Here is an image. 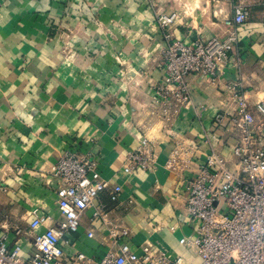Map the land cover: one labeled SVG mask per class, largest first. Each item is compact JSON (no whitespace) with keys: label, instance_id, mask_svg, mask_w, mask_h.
Listing matches in <instances>:
<instances>
[{"label":"crops","instance_id":"0c3cea01","mask_svg":"<svg viewBox=\"0 0 264 264\" xmlns=\"http://www.w3.org/2000/svg\"><path fill=\"white\" fill-rule=\"evenodd\" d=\"M173 1L180 0H162L158 14L183 11L165 5ZM248 1L260 2L248 4L253 16L239 26L240 71L236 56L215 83L192 76V104L166 122L151 118L149 109L152 85L164 76L165 45L149 0H0V222L27 228L34 209L58 219L49 173L67 150L91 153L103 179L123 189L116 205L108 193L100 198L115 208L114 222L132 229L131 246L160 243L192 263L179 244L193 233L184 219L183 177L196 172L198 158L211 149L231 159L240 138L239 131L220 135L214 126L226 97L223 84L238 80L253 102L264 101V0ZM210 10L177 24L175 37L192 44L222 36L231 6ZM79 23L82 31L71 36ZM66 46L76 51L77 63H71L74 55L68 60ZM144 136L158 149L155 168L127 175V155ZM176 150L180 163L173 162ZM175 224L181 231H170ZM89 228L86 216L77 249L103 256L106 250L87 238ZM24 249L29 252V244Z\"/></svg>","mask_w":264,"mask_h":264},{"label":"built area","instance_id":"2783aa9c","mask_svg":"<svg viewBox=\"0 0 264 264\" xmlns=\"http://www.w3.org/2000/svg\"><path fill=\"white\" fill-rule=\"evenodd\" d=\"M210 4L215 8L230 4L231 13L223 23L225 32L192 44L177 39L173 32L180 12L158 14L165 40L161 52L164 76L152 85L151 118L171 122L192 104V76L215 83L236 56L235 68L240 71L238 30L251 20V7L235 0H210ZM223 85L226 97L214 126L220 135L239 131L240 138L231 148V159L211 149L198 158V170L183 177L184 219L193 233L181 236L179 244L191 252L192 263L173 257L160 243L146 242L134 249L132 229L114 222L115 208L100 198L108 193L110 203L116 205L122 187L103 179L91 153L67 150L46 181L56 195L59 218L54 220L50 213L34 209L28 213L27 228L0 222V264H264V101L253 102L238 80ZM157 158L156 144L144 136L128 153L123 172H152ZM173 162L180 163L179 150L173 152ZM86 216L90 220L86 236L106 250L103 256L77 249ZM181 229L182 225L175 224L170 231ZM24 244H29V252Z\"/></svg>","mask_w":264,"mask_h":264},{"label":"rangeland","instance_id":"374dc122","mask_svg":"<svg viewBox=\"0 0 264 264\" xmlns=\"http://www.w3.org/2000/svg\"><path fill=\"white\" fill-rule=\"evenodd\" d=\"M199 1V2H198ZM180 0L179 2H175L173 1L172 3H165V5L169 8L171 5H176V7L182 8L180 11L178 10L182 15H181V19L179 20L178 24H180V22H182L183 20L187 19V18H197V15L200 16V18H204L205 16H207L210 13V9L213 7L212 4H210V0ZM237 1V0H236ZM238 1H242L245 4H258L260 1L253 2V1H248V0H238ZM175 2V3H174ZM162 0H149V7L153 10L154 14H155V22L156 24H158V12L157 9H159L158 11L161 12L162 10ZM104 6V4L102 3V7ZM162 6V7H161ZM250 6V5H249ZM252 7V6H251ZM205 8H208L207 10H203ZM198 10V11H197ZM196 20V19H194ZM79 23L78 25H76L77 28H72V31H68L71 36L72 35H77V32H81L82 31V24ZM106 29L108 32L112 33L108 28H103ZM74 49L73 47H67L66 46V55H68V60L70 57H72L74 55ZM76 52V51H75ZM74 58H77V56H73V58H70V60L72 59L71 63L75 64L77 63V60H73ZM122 62V61H120Z\"/></svg>","mask_w":264,"mask_h":264}]
</instances>
